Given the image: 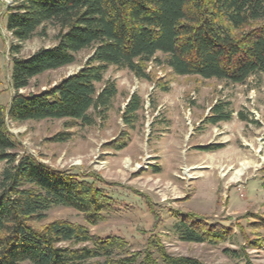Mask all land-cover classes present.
<instances>
[{
	"label": "trees",
	"instance_id": "16d2710c",
	"mask_svg": "<svg viewBox=\"0 0 264 264\" xmlns=\"http://www.w3.org/2000/svg\"><path fill=\"white\" fill-rule=\"evenodd\" d=\"M11 4L5 29L13 40L14 94L6 112L0 104V164L6 166L0 176V264H206L172 256L156 240L134 252L121 237L101 238L65 221L33 227L52 207L73 209L95 226L108 213L110 199L93 181L19 155L7 120H67L92 126L95 117L89 112L105 114L117 95L114 82L105 80L110 67L150 81L146 66L152 63L176 76L245 85L264 74V0H11ZM48 24L58 30L55 45L27 58L16 57L22 45ZM85 50L91 54L76 73L46 90L21 93L37 77L72 65ZM223 108L214 106L206 122L229 121L230 113ZM140 110V98L133 95L124 124L132 125ZM68 138L62 133L53 141ZM210 149L214 147L198 150ZM173 228L187 243L214 244L227 236L226 227L196 221L181 220Z\"/></svg>",
	"mask_w": 264,
	"mask_h": 264
},
{
	"label": "rangeland",
	"instance_id": "374dc122",
	"mask_svg": "<svg viewBox=\"0 0 264 264\" xmlns=\"http://www.w3.org/2000/svg\"><path fill=\"white\" fill-rule=\"evenodd\" d=\"M11 5V0H0V104L5 112L14 94L13 40L5 29ZM57 31L48 24L16 57L54 46ZM90 54L80 52L72 65L37 77L21 93L54 86L76 73ZM146 68L150 81L127 70L108 69L105 80L114 82L117 95L105 114L89 112L95 117L92 126L67 120H7L19 155L93 181L110 199L108 213L95 226L73 209L52 207L33 227L65 221L101 238L121 237L134 252L156 240L172 256L206 264H264V74L245 85H230L176 76L152 63ZM133 95L140 98L141 110L126 126L123 116ZM218 104L230 119L210 125L206 120ZM62 133L68 140L54 142ZM207 147L214 149L198 150ZM5 167L0 164V176ZM181 220L226 227L227 236L214 244L182 242L173 228Z\"/></svg>",
	"mask_w": 264,
	"mask_h": 264
},
{
	"label": "bare ground",
	"instance_id": "6f19581e",
	"mask_svg": "<svg viewBox=\"0 0 264 264\" xmlns=\"http://www.w3.org/2000/svg\"><path fill=\"white\" fill-rule=\"evenodd\" d=\"M238 175H240V173Z\"/></svg>",
	"mask_w": 264,
	"mask_h": 264
}]
</instances>
